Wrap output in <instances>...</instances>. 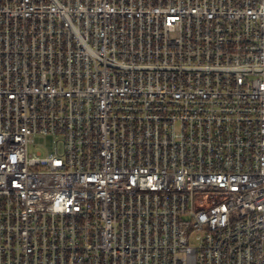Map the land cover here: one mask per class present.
I'll list each match as a JSON object with an SVG mask.
<instances>
[{"label": "built area", "instance_id": "1", "mask_svg": "<svg viewBox=\"0 0 264 264\" xmlns=\"http://www.w3.org/2000/svg\"><path fill=\"white\" fill-rule=\"evenodd\" d=\"M0 264H264V0H0Z\"/></svg>", "mask_w": 264, "mask_h": 264}]
</instances>
